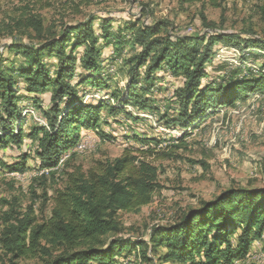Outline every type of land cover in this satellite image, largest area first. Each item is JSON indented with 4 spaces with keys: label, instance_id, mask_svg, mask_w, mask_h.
<instances>
[{
    "label": "trees",
    "instance_id": "16d2710c",
    "mask_svg": "<svg viewBox=\"0 0 264 264\" xmlns=\"http://www.w3.org/2000/svg\"><path fill=\"white\" fill-rule=\"evenodd\" d=\"M196 1L182 0L185 4ZM207 1L220 7L226 0ZM17 25L25 30L6 49L22 58L11 60L0 53V151L11 148L20 153L14 164L0 158V170L6 174L28 172L26 139L34 142L39 169L57 167L85 135L103 136L104 108L110 115L126 112L135 120L144 119L138 117L141 114L157 115L159 124L181 129L185 139L188 131L219 110L235 108L264 93V41L254 37L245 39L217 28L181 36L169 30L168 22L130 23L121 28L113 19L94 17L66 25L56 35L45 30L38 16ZM220 47L240 51L241 65L218 62ZM109 48L114 49L111 59L121 60L120 69L125 72L126 83L121 87L117 82L114 85L110 66L103 64ZM259 58L258 74L243 66ZM161 71L177 82L170 106L162 113L154 98L162 89L158 87ZM103 92L109 98L85 102L88 95ZM23 93L33 97L31 103L46 124L33 121L28 133L25 127L31 115L24 114ZM131 107L136 115L127 112ZM54 173L58 170L37 180ZM157 177V168L130 150L96 171L71 174L65 189L54 197L45 222L37 224L29 214L6 216L0 249L10 260L0 258V264H18L15 261L22 259L40 261L35 264H122L132 254L135 261L151 264L149 252L156 256L161 249L165 250L158 258L161 263L234 264L247 257L255 241L263 239L264 188L224 191L213 201L188 210L173 225L154 227L147 241L118 238L122 232L119 213L148 206L160 188ZM111 236L106 243L105 238Z\"/></svg>",
    "mask_w": 264,
    "mask_h": 264
},
{
    "label": "rangeland",
    "instance_id": "374dc122",
    "mask_svg": "<svg viewBox=\"0 0 264 264\" xmlns=\"http://www.w3.org/2000/svg\"><path fill=\"white\" fill-rule=\"evenodd\" d=\"M31 16L42 18L45 30L55 35L60 34L66 25L94 17L113 19L121 28L130 23L162 21L170 24L171 32L181 36L201 35L217 28L225 34L264 41V0H226L220 7L211 6L207 0L189 4L182 0H0V53H4L5 57L16 61L22 58L8 53L6 46L19 40L24 28L19 30L17 24H25ZM29 33L34 36L32 29ZM24 40L29 41L27 37ZM34 43L38 41L34 40ZM236 51L220 47L216 60L239 66L242 55ZM252 60L249 59L243 66L247 71L258 74L261 60ZM110 73L114 75V85L116 82L118 87L125 85L123 70L110 66ZM169 86L173 87L172 90L168 89ZM158 87H164L154 95L162 113L170 106L171 94L177 84L162 82ZM103 95L104 92L88 95L85 102L97 100ZM24 96V114L31 115L27 117L25 127L28 133L34 122L43 126L46 124L40 118L39 109L31 103L33 97ZM47 105L44 102V106ZM126 110L136 115L133 107ZM102 117L104 121L100 132L103 136L97 133L86 135L76 148H71L60 158L56 169L58 173L43 181L37 180L41 169L38 167L39 160L34 158V142L32 139L25 140L23 150L29 156L28 172L20 175L0 170V238L6 229V216L13 212L21 217L29 214L37 224L45 222L51 215L54 197L65 189L71 174L96 171L107 162L122 158L126 150L157 168L160 186L148 206L137 212L119 213L122 232L118 238L126 241H147L154 227L173 225L188 210L213 201L229 189L264 188V93L238 103L235 108L219 110L213 118L188 131L189 136L185 139L183 132L177 139L171 132L178 130L159 124L157 115L141 114L138 117L144 119L135 120L126 112L110 115L104 108ZM139 137L154 141L143 143L137 140ZM83 145L85 150H81ZM19 155L17 149L0 151L1 160L7 164L17 163ZM111 238H105V242H110ZM164 253V249L156 256L149 252L153 258L151 264H180L161 263L158 258ZM5 255L0 249V258L9 262L10 257ZM15 262L35 264L40 261L22 259ZM122 264L146 263L135 261L132 254ZM234 264H264V237L253 243L246 258Z\"/></svg>",
    "mask_w": 264,
    "mask_h": 264
},
{
    "label": "crops",
    "instance_id": "0c3cea01",
    "mask_svg": "<svg viewBox=\"0 0 264 264\" xmlns=\"http://www.w3.org/2000/svg\"><path fill=\"white\" fill-rule=\"evenodd\" d=\"M111 50H114L113 48H109L108 50H106L104 53V65L105 66H114L116 69H120L121 66H122V63H121V60H113L111 59V55L109 53H111L112 51ZM111 51V52H110ZM114 55V54H112ZM159 77L161 78L160 82L159 83H171V84H177L176 80L174 77L170 76L169 73H166L165 71H161L160 74H159ZM164 88V87H162ZM173 88V87H172ZM172 88L169 86V90H172ZM168 89H165V91H169ZM163 91V90H162ZM213 118V117H212ZM87 135H90V134H87ZM86 136V135H85Z\"/></svg>",
    "mask_w": 264,
    "mask_h": 264
},
{
    "label": "bare ground",
    "instance_id": "6f19581e",
    "mask_svg": "<svg viewBox=\"0 0 264 264\" xmlns=\"http://www.w3.org/2000/svg\"><path fill=\"white\" fill-rule=\"evenodd\" d=\"M85 142H87V141H85ZM76 148V147H75ZM85 148H86V146H82L81 147V150H85ZM75 150V149H74ZM60 164V163H59ZM58 168V166L57 167H55V168H53V169H42V170H40V173H39V176L41 177V176H43V175H46V174H49L50 173V171L52 172V170L54 171V170H56ZM45 172V174H42V173H44ZM23 175V174H22ZM36 176V175H35Z\"/></svg>",
    "mask_w": 264,
    "mask_h": 264
},
{
    "label": "built area",
    "instance_id": "2783aa9c",
    "mask_svg": "<svg viewBox=\"0 0 264 264\" xmlns=\"http://www.w3.org/2000/svg\"><path fill=\"white\" fill-rule=\"evenodd\" d=\"M236 52L241 53L240 51H236ZM181 132H182V130L180 129L179 131H175V132H171V133H173L176 136V138L179 139V135L181 134ZM42 174H45V172Z\"/></svg>",
    "mask_w": 264,
    "mask_h": 264
}]
</instances>
